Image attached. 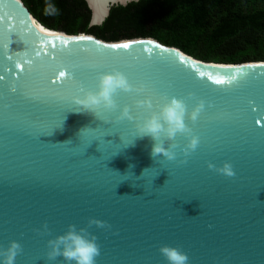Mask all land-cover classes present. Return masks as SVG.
I'll return each mask as SVG.
<instances>
[{
	"label": "water",
	"instance_id": "obj_1",
	"mask_svg": "<svg viewBox=\"0 0 264 264\" xmlns=\"http://www.w3.org/2000/svg\"><path fill=\"white\" fill-rule=\"evenodd\" d=\"M85 1L91 25L101 24L111 6L123 5ZM6 12L19 18L40 50L33 59L55 60L63 52L66 63L104 64L85 81V90H95L97 75L117 67L130 83L153 78L188 111L205 101L195 123L185 116L199 144L185 156L187 137L177 134V158L169 161L153 157L154 141L136 133L148 111L135 101L150 98L147 92L118 91L114 111L83 110L72 99L83 95L76 85L49 92L40 75L29 76L27 66L23 71L26 55L20 53L23 63L15 61L16 68L0 57V247L20 244L14 264H65L62 257L48 260L47 240L69 224L97 237L96 264H168L162 245L179 248L188 264H264V132L253 131L243 117L212 119L207 105L214 99L226 107L233 96L222 89L242 79L264 81V60L206 62L149 37L105 41L68 34L44 26L21 0H0V16ZM5 22L0 19V28ZM16 23L9 16L8 27ZM13 35L10 52L22 51L23 41ZM123 44L130 47H111ZM68 71L60 68L51 82L62 84ZM17 80L41 99L13 94ZM250 90L264 95V83ZM124 105L138 118L117 120ZM223 161L232 164L233 176L208 167ZM89 219L106 226L89 225Z\"/></svg>",
	"mask_w": 264,
	"mask_h": 264
},
{
	"label": "trees",
	"instance_id": "obj_2",
	"mask_svg": "<svg viewBox=\"0 0 264 264\" xmlns=\"http://www.w3.org/2000/svg\"><path fill=\"white\" fill-rule=\"evenodd\" d=\"M21 1L44 26L68 34L149 37L206 62L264 60V0H138L111 6L99 25L90 24L85 0Z\"/></svg>",
	"mask_w": 264,
	"mask_h": 264
},
{
	"label": "clouds",
	"instance_id": "obj_3",
	"mask_svg": "<svg viewBox=\"0 0 264 264\" xmlns=\"http://www.w3.org/2000/svg\"><path fill=\"white\" fill-rule=\"evenodd\" d=\"M121 3L127 6L128 0H121ZM45 14H52V12L46 9ZM118 91L139 93L140 89L134 88L122 72L113 70L97 75L95 90L84 89L82 96H74L72 99L83 110L95 112L97 108H103L114 111L117 108L114 97ZM135 103L148 111V114L136 124V133L139 137L149 136L154 141L151 145L153 157L162 155L166 160H176L178 145L175 137L177 134L187 137V143L181 149L185 156L196 149L199 137L193 134L192 129L185 123V116L187 114V118L195 123L204 108L202 100H197L191 111H188L184 100L176 97L165 98L155 108L151 99L147 97L136 100ZM116 119H132L127 105L120 108ZM208 167L225 176L231 177L235 174L229 161H223L219 166L209 163ZM88 223L99 227L106 226L105 222L98 219H89ZM43 229L47 232L46 224ZM47 246L48 260L55 261L57 257H62L65 264H96L95 258L100 253L97 237L86 228H77L74 224H69L63 234L47 240ZM20 250L21 246L15 240L10 241L6 248L0 247V264H14ZM159 252L168 264H188V256L177 247L162 245Z\"/></svg>",
	"mask_w": 264,
	"mask_h": 264
},
{
	"label": "snow or ice",
	"instance_id": "obj_4",
	"mask_svg": "<svg viewBox=\"0 0 264 264\" xmlns=\"http://www.w3.org/2000/svg\"><path fill=\"white\" fill-rule=\"evenodd\" d=\"M9 16L17 23L8 27ZM0 19L6 20L3 27L0 28V57H3L4 65L11 64L12 67L16 68L15 61L21 60L20 53H23L28 57L29 63L23 65V71L27 66V72L29 76L32 73H37L44 82V87L47 91L59 94L61 88H66L70 85H76L78 91L84 90V83L87 81L93 73H97L98 70L104 67V64L100 63H77L71 62L66 63L64 60L65 53L57 52L55 60H45V57H41L38 61L33 59L34 56H40V50L35 47L34 40H32L28 34H25L20 26L19 18L13 15H9L7 12L4 16H0ZM19 41H23L25 48L22 51L10 52V44L13 42L14 35ZM83 39V38H82ZM113 48H124L130 47L128 44L123 45H112ZM22 61V60H21ZM23 63V61L21 62ZM43 67V71L41 68ZM60 68L71 69L68 71V78L64 79L63 83L57 85L51 82V77L56 75ZM111 70H118L117 67H111ZM121 72V71H120ZM8 73L5 74L3 81L5 80ZM64 73H61L63 76ZM11 80L7 81V87L9 88ZM218 84H222L223 81H216ZM258 83H264L259 81L257 78L248 77L235 83V87L222 89L224 92L233 96V99L227 102L226 107H221L217 104L214 99H210L207 102L209 111V117L212 119H239L243 117L249 124V127L260 132H264V95H257L250 89L255 88ZM16 88L13 90V94L19 93L24 98L37 101L41 99L40 94L31 90H25L22 88V84L17 80L15 81ZM134 88L140 89L139 93L147 92L153 105H158L162 99L167 98L168 90L167 87H160L157 82L149 77L143 80H137L131 83ZM170 86V85H169ZM246 93V94H242ZM204 108L205 109V101ZM214 110V111H213ZM96 116L105 121V117ZM132 117V116H131ZM138 118L132 117L131 120Z\"/></svg>",
	"mask_w": 264,
	"mask_h": 264
}]
</instances>
